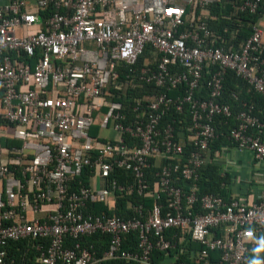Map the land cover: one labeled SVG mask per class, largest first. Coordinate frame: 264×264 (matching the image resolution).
<instances>
[{"label": "built area", "instance_id": "built-area-1", "mask_svg": "<svg viewBox=\"0 0 264 264\" xmlns=\"http://www.w3.org/2000/svg\"><path fill=\"white\" fill-rule=\"evenodd\" d=\"M218 1L0 5V137L21 142L0 144V264H19L6 247L21 239L37 241L40 264H264V193L252 198L232 190L228 200L198 195L207 162L227 172L221 156L228 146L209 156L216 117H232L230 106L219 101L226 70L264 98V0L233 3L235 10L261 18L237 49L225 48L224 40L217 46L201 18ZM146 50L142 65L119 80L117 66H136ZM137 80L161 90L134 97V117L127 120L121 102L108 96ZM203 87L206 98L199 97ZM252 109L244 104L235 114L228 137L237 151H249L261 163L264 121ZM168 115L171 120L164 122ZM152 164L156 179L149 184L146 170ZM116 168L130 171L133 180L110 179ZM84 170L89 184L77 180ZM96 179L103 185L91 183ZM117 192L152 204H129L127 217L89 209L112 201ZM28 210L44 216L29 219ZM130 232L137 235L134 250L123 246ZM95 233L109 236L100 255L79 240ZM155 252L163 253L162 261L152 262Z\"/></svg>", "mask_w": 264, "mask_h": 264}, {"label": "trees", "instance_id": "trees-1", "mask_svg": "<svg viewBox=\"0 0 264 264\" xmlns=\"http://www.w3.org/2000/svg\"><path fill=\"white\" fill-rule=\"evenodd\" d=\"M235 1L240 2V0H220L216 3H211L208 5L209 14L202 15L201 18L206 22L208 28L216 36V45L219 46L224 40L225 48L229 49L230 46L233 49H237L241 44L252 34L253 25L261 20L258 14L250 13L246 11L235 10L233 3ZM51 9L47 8L44 14H47ZM200 15V12H196ZM230 45V46H229ZM230 48V49H231ZM149 52H146L139 56L136 66L129 67L123 64L118 65V78L123 81L127 76H131L130 70L132 68L140 67L142 65V60L145 56H148ZM173 69H180L179 67H173ZM208 75L206 74V77ZM113 90V89H112ZM161 89L154 86V84H149L141 80L134 82L128 90H116L113 96H108L111 100L120 101L123 108V113H125L127 120H131L134 117L132 112V106L134 104V97H141L145 95H150L155 92H159ZM182 91V90H181ZM178 92L170 91V94L175 96ZM208 96V91L203 87L199 97L206 98ZM220 102L226 103L230 106L232 117L225 118L223 116H217L215 119L216 126V137L209 144V156H213L219 151L224 145H231L228 135L229 130L236 125L235 114L241 111L244 104L252 105V112L260 120L264 121V98L255 91V89L249 85L245 80L238 77L234 71L226 70L223 78V92L219 99ZM189 120V118H186ZM171 116H165L163 121H170ZM4 125V123H1ZM176 131L179 130V125L175 126ZM98 130L97 126H93L91 129V134L95 135ZM130 141V139H128ZM128 141V142H129ZM134 140L130 141L133 143ZM0 144L4 146H20L21 142L12 138H0ZM186 149H189L187 146ZM157 168L152 166L146 170V177L149 184H152L155 179V172ZM19 175V173H18ZM110 179H115L118 183L131 182L133 180V175L130 171L116 168L111 173ZM84 184H89V174L88 170H84L82 175L77 178ZM181 185L188 187V182H180ZM232 176L230 173L225 172L224 175L221 174V166L214 164L213 162H207V164L201 169V174L198 182L199 191L198 195L201 196L206 193H213L222 196L224 199L228 200L230 198V193L232 192ZM151 199H143L137 194H127V193H116V197L109 201L107 204L94 203L89 205V209L98 213L105 211L110 215H119L122 217H127L131 215V210H129V204H143L146 208L151 206ZM80 242L83 244H92L94 250L100 255L105 249H107V244L109 242V236L107 234L95 233L90 236H82ZM39 242V241H38ZM45 242V241H42ZM37 241H32L29 239H21L19 241H10L6 247L8 255L13 257L19 264H40L36 261V256L38 251L35 249L34 245ZM73 241L70 239L66 240V245H72ZM137 245V235L135 232H130L124 238L123 246L125 248L134 250ZM193 246V244H192ZM196 247L195 245L193 246ZM163 253L155 252L152 256V262L158 263L163 259ZM186 258V256H183ZM102 264H110V261L103 262Z\"/></svg>", "mask_w": 264, "mask_h": 264}, {"label": "crops", "instance_id": "crops-1", "mask_svg": "<svg viewBox=\"0 0 264 264\" xmlns=\"http://www.w3.org/2000/svg\"><path fill=\"white\" fill-rule=\"evenodd\" d=\"M6 2L7 0H0V5L5 4ZM102 133L107 135L112 134L109 130H102ZM227 146L228 152H222L221 156L222 167L227 168V172L230 173L232 178L237 177V180L238 178L241 179V182H232L233 192L248 195L252 198L259 197L262 193H264V162L257 163L253 160L252 154L249 151L239 152L232 144ZM91 183L97 186L103 185V181L101 179H96L95 182L91 181ZM3 188L4 182L0 180V191ZM26 216L29 219L34 216L41 218L44 216V212L37 214L28 210L26 212Z\"/></svg>", "mask_w": 264, "mask_h": 264}]
</instances>
